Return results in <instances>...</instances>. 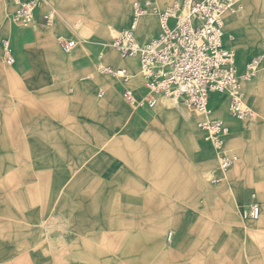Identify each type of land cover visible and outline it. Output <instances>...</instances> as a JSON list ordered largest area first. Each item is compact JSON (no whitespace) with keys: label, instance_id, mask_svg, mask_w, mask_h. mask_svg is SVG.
I'll return each instance as SVG.
<instances>
[{"label":"crops","instance_id":"crops-1","mask_svg":"<svg viewBox=\"0 0 264 264\" xmlns=\"http://www.w3.org/2000/svg\"><path fill=\"white\" fill-rule=\"evenodd\" d=\"M131 1L52 0L56 9L51 10H55L56 15L51 26L40 22L50 11L44 12L51 0L40 1L35 22L27 28L13 22L9 16L5 33L8 38L4 40H9L13 46L15 63L8 65L5 62L0 41V148H35L43 151H38L36 155L35 152L29 155L24 153L23 168H14L13 157L4 158L6 165H12L7 167V178L14 179L15 175L18 177L22 173L27 180L53 182L48 185V192L39 196L85 197L91 204L85 202V209L76 211L93 215L90 216L91 220L86 217L85 230L75 232L79 233L78 237L67 243L70 245L67 255L55 252V247H50L49 251L31 250L30 244L44 242V221L30 220L28 217V220L20 222L2 219L11 217L7 210L2 211L0 214L6 217L0 215V264H60L57 262L63 260L70 261V264L81 261L84 264H264V59L257 77L244 85L246 100L253 98V105L261 114L258 125L263 133L262 168L252 171L250 164H253V157L248 145L253 134L251 127L244 125L240 130V145L231 143L229 135L225 143V149L238 156L237 162L229 172L215 173L217 178L226 182L225 188L206 189L213 193L216 208L231 210L226 217L229 228L225 229L223 237H215L214 242L206 239L205 230L209 228L206 221L195 223L192 217L185 215L195 210L198 213L206 212L208 204L202 200L192 205L189 200L185 201L188 203L181 210V227H174L175 231L167 234L170 244L165 242L168 222L164 218L159 220L155 236L143 235L140 231L135 235L134 231H130L151 228L152 222L144 224L146 222L136 215L142 210L152 212L151 204L144 208L142 204L110 205L111 198H118L122 203L123 198L202 196L199 190L192 194L188 188H159L164 191L160 194L153 189V181L162 182L163 186L174 181L173 175L166 174L160 178L159 172L153 171V139L166 146L178 139L192 154L203 148L198 131L183 118L185 111L180 106L174 109L170 105L161 106L155 113L156 126L153 125L156 107L131 113L129 107L133 110L136 108L123 98V93L130 90L138 98L145 94L138 59H122L110 45L111 50L105 49L107 42L101 43L104 49L88 47V41L80 35L91 28L94 32L100 31L98 41H102L117 30L127 28L133 14ZM137 1L149 3L151 8V13L141 18L137 29V41L144 43L160 32L158 8L169 6L174 0ZM4 2L0 0V35L6 30ZM263 5L264 0H245L243 11L226 17L224 31L228 48L236 52L234 46L238 44L239 35H248L255 30L254 11ZM67 19L75 20L69 23ZM66 22L72 34L62 31L55 35L57 31L65 29ZM77 22L81 26L73 30ZM255 34V44L250 39L245 52H236L240 66L252 56L264 54V33L256 31ZM59 36L77 40L75 49L70 53L63 52L57 40ZM106 67L123 70L128 81L103 73L102 69ZM100 92L102 96H99ZM224 96L213 94L209 108L214 109L215 116L224 117L232 123V115L226 112L230 101L228 98L222 100ZM215 97L219 100L216 101ZM17 137L22 140H15ZM30 142V145L26 144ZM213 152L217 158V152L214 149ZM19 178L22 177L16 180ZM62 182H68V189L61 186ZM179 190L181 193H175ZM0 195L11 196L7 190ZM94 197L100 198L101 203L97 200L94 203L91 200ZM252 203L258 204L261 210L257 221H250L241 215V210ZM14 207L21 213L31 212L28 206L27 209L24 205ZM159 208L166 213L172 212L173 206L166 204ZM235 208H239L237 214ZM125 213H129V219L123 216ZM238 214L247 224L243 225ZM214 228H222V225L217 222ZM195 229L196 240L193 236ZM169 234L173 235L171 239ZM48 244L61 245L62 240L51 238ZM207 244H212V247L207 249ZM152 245L153 248L150 247ZM143 246H149L144 248L147 252H143Z\"/></svg>","mask_w":264,"mask_h":264},{"label":"rangeland","instance_id":"rangeland-1","mask_svg":"<svg viewBox=\"0 0 264 264\" xmlns=\"http://www.w3.org/2000/svg\"><path fill=\"white\" fill-rule=\"evenodd\" d=\"M137 0H132L130 2V9L132 11L133 4ZM148 1V0H147ZM153 1V0H151ZM172 4V1H171ZM171 4L164 5L160 8H158L159 12L165 10L166 8L170 7ZM6 12H7V17L5 19V32L0 35V41H3L5 38H8L5 33H7L8 26H9V16L12 17L13 11H14V0H5L3 4ZM56 9L55 4L50 2L49 5L45 7L44 12H47L49 9ZM255 16L254 20L256 21L255 23V30L253 32H250L248 35H239V39L237 41L238 44H236L234 47L237 50L236 52L239 53V51H246V48L248 47L249 40H253L251 43L255 44L256 40L255 37L257 36L255 33L256 31L263 32L264 33V5L257 8L255 11ZM68 20V19H67ZM75 19H69V23L74 21ZM40 22L47 24L46 20H41ZM67 24V22H66ZM68 25V24H67ZM65 26V29L57 31L55 35H57L60 32H66L67 34H72L69 25ZM262 29V30H261ZM10 30V28H9ZM100 31L94 32V29H89L84 33H80L82 38L86 39L88 42L86 43V46L91 47V46H98L101 49H104L103 45H101L102 42H107V47L105 49H110L109 45L111 46L112 41L114 37L117 35L118 30L113 33V35L110 36L107 40H100ZM232 35L235 37V33L233 32ZM237 37V36H236ZM102 38V37H101ZM98 43H100V46ZM262 46V44H260ZM264 46V45H263ZM0 61H2L1 56H0ZM6 66V65H5ZM125 89V87H124ZM123 89V90H124ZM264 91V88L262 89ZM101 93V92H100ZM225 95L222 100H226L227 98L229 99L227 94H221ZM264 95V94H263ZM256 96V95H255ZM218 97V96H217ZM262 98V96H261ZM215 100L218 101L219 99L215 97ZM230 101V100H229ZM244 102L245 104L251 108L252 116L247 119L246 121H239L235 117L232 116V123L228 122L226 118L221 117V116H215L214 115V109L210 107V113H204L201 114V112L195 111L191 108H188L185 105H179L183 111H185V114L183 113V118L184 120L190 123L192 125V128L194 130L198 131L199 135V141L203 145V148H200L198 151H194V153H190L188 151V148L180 142L178 139L175 140L172 145H165L164 143H161L157 140L153 139V171H158L160 174V178L163 176L167 175H173L174 181H169L167 186H163L161 183L158 181H153V189L157 190L155 192L157 193H162L164 191H161L159 188H164L165 189H171V188H179L182 190V188H188L190 192L193 194H196L195 191L199 190L200 195L202 196H197V195H191L188 197H182V196H153V197H137V198H123V202L120 203L118 198H111L110 199V205H117V204H142L143 208L145 205H152L149 206L150 208H153L152 212L144 211L142 212H136L137 216L141 217L142 222H146L144 224L148 225V222H152L151 228H141L140 230L136 228V230H130L134 231L135 235L143 234L147 236H155L157 234L158 226H159V220H166L168 222V225L166 226V231H165V242L170 244L167 241V234L168 232L175 231L176 227H181L182 223L179 222L181 220L182 216V208L187 206L188 202H185L186 200H189V203L192 204H198L199 201H205L207 205L206 212L204 213H198V212H189L188 214H185L186 216L189 215V217H192V222H197L199 220H205L207 223V227L205 230L206 233V239H211V241L214 240L215 237L217 236H222L223 237V232L225 229L229 228V223H227V215L231 213V210L229 208H224V207H219L216 208L215 205V198L213 196L212 192L206 191L207 188L211 187L213 188H225L226 182L221 181L218 179L216 180L217 176L215 175L216 172L220 174H225L232 170L230 168L228 171L225 173L221 171L220 169V164L219 160L216 158L212 146L210 143H208L204 139V135H202V130L200 129V126L198 127V123H202L204 121L208 120H213V119H220L226 123V125L230 128V134L228 140L231 143H236L237 145L239 144V138L241 136V127H244V125H247L251 127L252 131V137L250 138L249 141V152L250 156L253 157V164H250L251 168L253 169L252 171H260L262 168L261 164V153H262V140H263V133L261 127H259L258 122L261 117L260 112L254 107L253 103V98L250 100H246L245 95H244ZM165 105H170L171 108L174 109V102L169 100L168 98L162 97L161 100H159L158 105L156 106L154 113H153V125H158L157 120H156V112L161 106ZM129 107V106H128ZM230 104L229 102L227 103L226 107V112L227 114H231L232 112L230 111ZM129 110L131 113L134 111L138 110L135 109L133 110L132 108L129 107ZM212 110V111H211ZM135 113V112H134ZM231 117V116H230ZM207 119V120H206ZM258 119V121H257ZM195 121V122H194ZM197 122V124H196ZM200 125V124H199ZM15 140H22L21 137L15 138ZM23 140H27L24 138ZM16 144H21V143H16ZM27 145H30V143H26ZM240 145V144H239ZM241 147V146H239ZM240 150V149H239ZM38 151H43V150H37L35 148L31 149H23V148H15V149H2L0 148V194L5 193L6 190L11 196H4L0 195V213L2 211L7 210L10 214L11 217L9 218H2V219H10V220H15V222H20V221H26L28 218L30 220H41L44 221L42 230L45 232L43 233V238L42 241L43 243H37V244H30L31 250H37V251H43L47 249L49 251L50 247H55L57 248L55 252H61L62 254H67L70 252V245L67 244L69 243V240H75L77 238L78 234L75 232L81 231L85 227L86 223L88 220H91V217L93 213L90 212H80L76 210H82L85 209L83 205H85V202L87 204H91L89 200H87L85 197H69V196H39L40 194L48 192V185L53 182H44V181H32V180H27V178H24V175L22 173H19L18 177H22L16 180L17 175H15L14 179L11 177L7 178V167H12V165L8 166L4 163V158L6 157H13L14 158V168H23L22 163V156L23 154H31V152H35V155L37 154ZM2 158V159H1ZM18 162V164H16ZM237 162V161H236ZM235 162V163H236ZM28 167V166H26ZM18 173V172H17ZM178 180V181H177ZM187 182V185L185 186V183ZM182 183L184 185H182ZM68 182H62V187L68 189L67 185ZM165 184V183H164ZM179 186H178V185ZM52 187V186H51ZM171 187V188H169ZM211 189V190H212ZM194 191V192H193ZM206 191V192H205ZM255 191V189H254ZM253 191V192H254ZM166 192V191H165ZM202 192V193H201ZM252 192V193H253ZM167 193V192H166ZM175 193H181V191H175ZM255 193V192H254ZM26 194H33V195H26ZM204 194V196H203ZM22 195V197H21ZM91 199V198H88ZM94 203H97L95 200L98 201V203H101L100 198H92ZM127 200V201H126ZM18 202L22 203L21 205H24L25 208L27 209V206L29 207L28 209L31 210V212H26V213H21L18 209H16L14 206H21L18 204ZM166 204L172 205V212L168 211L164 213V211H160L159 207H163ZM219 205V203H217ZM197 208V207H196ZM249 208V207H248ZM247 208V209H248ZM43 209L41 213H38L39 210ZM189 209V210H192ZM219 209V210H217ZM239 209V208H238ZM238 209L235 208L234 212L235 214L238 213ZM246 209V210H247ZM100 214V213H99ZM97 213H94V215H99ZM197 214V216H196ZM6 217L5 214H0ZM240 214H238V217ZM44 216V218H43ZM123 216L126 217V219H129V213L123 214ZM28 217V218H27ZM86 217H88L86 219ZM167 217V218H166ZM43 219V220H42ZM241 219V218H240ZM153 220H154V227H153ZM243 222V220L241 219ZM218 222L222 225V228H214V224ZM89 223V222H88ZM247 224L246 222H243V225ZM225 226V227H224ZM175 227V228H174ZM36 229V228H35ZM32 229V230H35ZM40 230V229H39ZM85 229H83L84 231ZM37 230H35L36 232ZM114 231V230H113ZM112 233V231H111ZM233 235V234H231ZM112 236V235H111ZM195 240L197 237V230H194V235ZM245 236V233H244ZM175 237V233H174ZM51 238H61L62 244L61 245H50L48 244V240H51ZM32 240V239H31ZM36 240V239H33ZM174 240V239H173ZM208 241V240H207ZM214 242V241H213ZM73 247H76V245H73ZM148 248L149 246H143V252L148 251L144 248ZM153 248V245L150 246ZM174 247V245H173ZM192 247V245H191ZM196 247V246H195ZM212 247V244H207L206 248L209 249ZM178 250V249H177ZM176 250V251H177ZM179 250H181V246L179 247ZM67 260V259H66ZM49 263V262H47ZM57 263L60 264H70V261H58ZM78 264H84L83 261L77 262ZM150 264V262H148Z\"/></svg>","mask_w":264,"mask_h":264},{"label":"built area","instance_id":"built-area-1","mask_svg":"<svg viewBox=\"0 0 264 264\" xmlns=\"http://www.w3.org/2000/svg\"><path fill=\"white\" fill-rule=\"evenodd\" d=\"M41 0H14L13 22L27 28L35 20ZM245 0H174L160 12V32L153 39L139 44L137 25L149 10L146 2L133 4V24L121 29L111 47L122 59L136 58L144 80L145 94L138 98L126 90L123 98L136 109H154L162 97L175 105H185L198 112H205L213 94H227L233 116L246 121L252 116L251 108L240 92L243 82L253 78L261 55H254L240 66L237 54L225 45V19L234 13ZM56 15L50 10L44 20L50 23ZM80 22L73 25L78 30ZM58 43L65 53L77 46V40L59 36ZM5 62L15 63L14 49L9 40L1 43ZM101 92L99 96H102ZM204 139L217 152L220 169L228 171L235 159L223 153V143L230 134L226 123L220 119L200 123ZM261 210L252 203L244 212L245 219L259 220ZM169 234V239L172 238Z\"/></svg>","mask_w":264,"mask_h":264},{"label":"bare ground","instance_id":"bare-ground-1","mask_svg":"<svg viewBox=\"0 0 264 264\" xmlns=\"http://www.w3.org/2000/svg\"><path fill=\"white\" fill-rule=\"evenodd\" d=\"M173 3V2H172ZM148 5H149V3H147ZM172 5V4H171ZM244 10V3L234 12V13H231V14H229V15H235V14H238V13H240L241 11H243ZM151 13V8H150V5H149V10L147 11V13L145 14V15H143L142 17H144V16H146V15H149ZM158 16H159V29H161V26H160V12H158ZM141 17V18H142ZM12 19V18H11ZM141 20V19H140ZM140 20H139V22H138V25H137V29H138V26H139V23H140ZM13 21V20H12ZM133 21H134V18H133V14H132V20H131V23H130V25L128 26V27H130L132 24H133ZM35 22V20H33L30 24H33ZM52 22H53V20L50 22V23H47L46 25L47 26H51V24H52ZM29 24V25H30ZM225 28V27H224ZM225 30V29H224ZM225 32V31H224ZM139 43V42H138ZM139 44H142V43H139ZM264 59V54H262L261 55V59H260V63H259V66H258V69H257V73H256V75L253 77V78H251L250 80H248V81H246V82H243V84L241 85V87H240V92L242 93V94H244V85L247 83V82H251L252 80H254L256 77H257V75H258V71H259V67H260V65H261V63H262V60ZM102 72L103 73H105V74H109V75H113V76H119V77H121V78H123L125 81H128V78L125 76V72L123 71V70H113V69H111L110 67H106V68H103L102 69ZM209 104H210V101H209ZM209 104H208V108H207V110L205 111V112H201V114H204V113H210V108H209ZM174 106H176V107H179V105H174ZM212 111V110H211ZM230 111H231V109H230ZM232 116H233V114H232ZM234 117V116H233ZM207 120V119H206ZM199 124L200 123H198L197 125H198V127H199ZM228 137V136H227ZM227 137L225 138V140H224V143H223V148H222V152L223 153H226V154H229L231 157H233L234 159H235V162L238 160V156L236 155V154H234V153H230V152H228L226 149H225V143H226V139H227ZM235 162H234V164H235ZM234 166V165H233ZM232 166V167H233ZM223 172V171H222ZM225 173V172H224ZM218 179L219 178H216V180L218 181ZM221 180V179H220ZM219 182V181H218ZM244 212H245V208H243L242 210H241V215H242V217L243 218H245V216H244Z\"/></svg>","mask_w":264,"mask_h":264}]
</instances>
